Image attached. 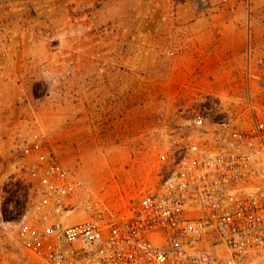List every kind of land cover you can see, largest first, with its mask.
I'll return each mask as SVG.
<instances>
[{
    "label": "rangeland",
    "instance_id": "1",
    "mask_svg": "<svg viewBox=\"0 0 264 264\" xmlns=\"http://www.w3.org/2000/svg\"><path fill=\"white\" fill-rule=\"evenodd\" d=\"M250 93L264 103V0H0L2 264H34L2 222L34 211L36 144L122 206L181 127L237 120Z\"/></svg>",
    "mask_w": 264,
    "mask_h": 264
},
{
    "label": "built area",
    "instance_id": "2",
    "mask_svg": "<svg viewBox=\"0 0 264 264\" xmlns=\"http://www.w3.org/2000/svg\"><path fill=\"white\" fill-rule=\"evenodd\" d=\"M250 93L237 120L198 113L160 156L155 187L120 206L36 144L34 211L15 247L34 264H264V103ZM84 207L86 218L69 217ZM5 249L0 245V264Z\"/></svg>",
    "mask_w": 264,
    "mask_h": 264
}]
</instances>
